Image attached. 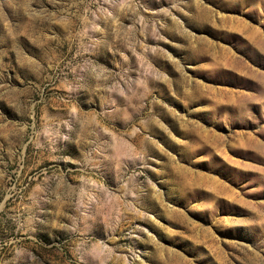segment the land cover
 I'll use <instances>...</instances> for the list:
<instances>
[{"label":"rangeland","instance_id":"obj_1","mask_svg":"<svg viewBox=\"0 0 264 264\" xmlns=\"http://www.w3.org/2000/svg\"><path fill=\"white\" fill-rule=\"evenodd\" d=\"M0 264H264V0H0Z\"/></svg>","mask_w":264,"mask_h":264}]
</instances>
